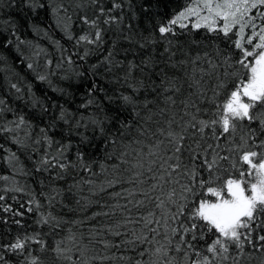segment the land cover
<instances>
[{
	"label": "snow or ice",
	"instance_id": "snow-or-ice-1",
	"mask_svg": "<svg viewBox=\"0 0 264 264\" xmlns=\"http://www.w3.org/2000/svg\"><path fill=\"white\" fill-rule=\"evenodd\" d=\"M0 15V48L29 69L44 55L36 79L59 93L8 80L31 112L0 96V158L44 189L4 177L0 264H264V0H0ZM53 30L59 60L25 35Z\"/></svg>",
	"mask_w": 264,
	"mask_h": 264
},
{
	"label": "trees",
	"instance_id": "trees-1",
	"mask_svg": "<svg viewBox=\"0 0 264 264\" xmlns=\"http://www.w3.org/2000/svg\"><path fill=\"white\" fill-rule=\"evenodd\" d=\"M6 12L10 11L11 15L15 16L17 15L15 10H5ZM44 14L41 13V16ZM3 19H6V16L0 15V22H2ZM2 26V24H0ZM26 36H28L31 39H38V41L41 43L42 46H45L48 48V55L53 58L54 60H59V50L56 48L55 44L52 43V38L55 39H61V34L59 33V30H53L48 37H35L34 34L30 32L25 33ZM67 48V45H66ZM3 56L8 57L7 63L11 65L5 71L4 64L5 61L3 59ZM17 54L13 51H6L3 48H0V96H9L12 101H14V106L19 107L24 109L26 112H31V109L27 108L25 106L24 101L22 100H17L16 99V92L15 89H12L9 91V84L8 80H11L12 82L18 83L22 89H27L28 84L33 85V90L38 94V95H46L47 97L51 99H56L59 96V93L54 91L53 86H49L47 81H39L36 79V74L38 72H43L45 70V59L44 55H41V57L36 58L33 57L34 60H37V63L39 67H36L34 69H29L27 67V64L30 63L31 61L24 60L23 58L17 59L16 58ZM52 70L55 72V65L52 66ZM51 79L54 81V84H59L60 81L57 77L53 76ZM0 143H3V140L0 139ZM6 147H10L13 150H16L17 146L13 144L11 141L8 142ZM6 153L4 152L3 148H0V157H4ZM18 155L20 156L21 161L26 165L27 169L30 171H34L33 169V163L34 160L29 157L28 152L22 151L19 152ZM36 158H38L39 153L34 154ZM99 169H97V172ZM16 176V179L18 180L19 184L24 187H35L37 190V193L40 191L44 190L41 189L40 186L36 183L37 177L36 176H26L22 174H18L12 171L11 167L8 165L6 159L0 158V195L3 194V189L5 184L11 185L12 181L11 179L5 180V176ZM45 176L47 174H44ZM102 176L98 177H93V179H102ZM59 183H64L60 181ZM126 186V185H125ZM118 190V187L117 189ZM111 191V189H109ZM89 193L87 192V188H85V191L82 193V195H88ZM12 196H17L19 199L17 201H13L11 199ZM103 197L104 199H108V197L104 193L98 194L96 198ZM42 200L46 199L44 197H39ZM8 203H11L14 205V207H20L24 205L28 199V194L27 192L21 193V192H11L9 191L8 197L6 198ZM4 203L3 201H0V204ZM54 210L60 214H65L66 210L63 212L61 211L60 206L54 205L53 206ZM0 214H2V210H0ZM69 218L72 217L71 213H67ZM30 223V219L28 220ZM2 227V226H0Z\"/></svg>",
	"mask_w": 264,
	"mask_h": 264
}]
</instances>
